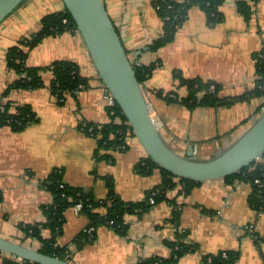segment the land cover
Instances as JSON below:
<instances>
[{
    "label": "crops",
    "instance_id": "obj_1",
    "mask_svg": "<svg viewBox=\"0 0 264 264\" xmlns=\"http://www.w3.org/2000/svg\"><path fill=\"white\" fill-rule=\"evenodd\" d=\"M237 1L224 0L219 8L222 19L213 25L207 23L199 7H190L174 39L151 50L150 44L162 32L154 0H103L131 62L155 64L142 87L163 138L180 153L191 150L198 158L215 156L251 125L264 105V96H252L231 105L189 109L158 93L186 95L185 87H179L173 77L174 70L187 78L214 81L220 85L221 98L242 96L255 88L256 57L264 51V0L253 3L248 19L239 12ZM64 9L62 0H24L0 22V96L16 78L6 67L7 48L36 32L43 15ZM20 22L22 29L17 28ZM57 60L75 62L88 79L87 87L66 94L60 103L48 86L51 72L46 71L42 74L45 86L11 90L4 97L13 105H29L37 120L20 131L0 126V236L35 248L39 242L26 237L21 225L45 220L41 206L52 201V194L42 181L53 170H62L64 183L81 187L97 199L106 195L107 176L120 197L133 202H144L146 193L161 182L158 168L148 175L135 171L136 163L146 156L135 137L127 139L125 151L107 160L98 156L96 139L79 129L81 121L101 124L112 118L104 85L76 29L43 37L29 52L27 64L43 67ZM180 188H169L164 198L148 209L126 215L125 235L103 225L97 228L94 241L81 249L72 239L89 220L74 207L68 208L58 238L70 251L67 260L75 264H135L146 256L168 257V242L180 231L186 233L184 241L195 248L176 264H204L203 256L220 251L237 253L235 264H264V210L249 204L250 184L224 177L202 181L187 194ZM175 211L179 217L173 223ZM250 224L253 232L245 229ZM42 235L48 237L49 231L42 230ZM8 255L0 252V264Z\"/></svg>",
    "mask_w": 264,
    "mask_h": 264
},
{
    "label": "trees",
    "instance_id": "obj_2",
    "mask_svg": "<svg viewBox=\"0 0 264 264\" xmlns=\"http://www.w3.org/2000/svg\"><path fill=\"white\" fill-rule=\"evenodd\" d=\"M223 1L154 0L155 10L162 21V32L150 44V49L156 50L174 39L177 29L185 21L188 10L192 6H197L204 12L209 25L219 22L222 19V13L219 8ZM255 1L257 0L237 1L238 10L245 19L249 18ZM64 19H66V22H63ZM75 29V24L66 9L54 11L42 16L41 26L36 32L21 37L7 48L5 53L6 67L15 72L16 78L5 87L0 96V126H9L14 131H20L37 120L36 113L29 105H13L11 101H5L4 97L11 90H32L45 86L42 74L46 71L51 72L48 86L60 103L64 101L66 94L87 87L88 79L80 74L79 67L75 62L57 60L43 67L27 64L29 52L43 37ZM134 67L137 80L143 86L151 75L155 64H134ZM256 73L258 79L255 88L242 96L221 98L218 95L219 84L214 81H204L199 77H184L179 70L173 71V77L178 82L179 87H185L186 95L179 97L176 91L158 93L168 102H178L189 109L197 106L231 105L247 97L264 96V89L261 88V86H264V60L256 61ZM211 85L214 87L212 91L209 90ZM110 108L108 107V111ZM111 109H113L114 113L110 115L112 121L109 123L99 124L81 121L79 124V129L96 139L98 156L107 160L111 159L112 151H125L128 148L127 138L134 137L118 105L115 103ZM115 117H118L119 121L115 122ZM156 168L161 172V182L146 193L144 202L123 200L116 192L110 176L105 178L107 188L105 197L97 199L93 193L87 192L81 187L64 183L62 170L55 169L42 181L43 186L52 194V201L41 206L45 220L38 223L22 224L21 228L26 237L33 238L39 242V247L37 248L40 252L61 259H68L70 253L66 246H61L58 243V238L62 234L65 222L64 212L77 204H80L79 212L84 214L89 220L86 228L72 239V243L77 249L92 243L96 238L97 228L103 225L111 227L120 235H125L127 230L125 216L148 209L150 206L149 197L154 192L155 202H157L164 198V193L169 188L180 185V192L187 194L194 186L200 183L186 178L175 177L166 169L160 168L147 156L139 159L135 165V171L143 175L150 174ZM225 178L237 179L250 184L249 204L256 210H264V162L261 159L252 162L251 165ZM1 199L2 194L0 191V201ZM178 217L179 214L175 211L172 222L176 223ZM90 228L91 230H89ZM44 229L49 231L48 237L42 235V230ZM185 236V232H176L175 238L168 242L171 247V254L168 257L146 256L137 260L135 264H176L177 260L185 252L195 248L194 245H188L184 241ZM237 257L238 254L235 252L220 251L216 254L203 256V263L235 264ZM3 264L37 263L18 260L16 257L8 255L3 257Z\"/></svg>",
    "mask_w": 264,
    "mask_h": 264
},
{
    "label": "water",
    "instance_id": "obj_3",
    "mask_svg": "<svg viewBox=\"0 0 264 264\" xmlns=\"http://www.w3.org/2000/svg\"><path fill=\"white\" fill-rule=\"evenodd\" d=\"M24 0H0V22ZM80 34L98 78L125 116L134 137L160 168L175 177L198 182L224 178L258 160L264 151V108L251 125L228 147L210 158L180 153L163 138L151 116V105L138 82L134 64L128 57L103 0H62ZM0 251L37 264H75L42 253L38 248L0 236Z\"/></svg>",
    "mask_w": 264,
    "mask_h": 264
},
{
    "label": "built area",
    "instance_id": "obj_4",
    "mask_svg": "<svg viewBox=\"0 0 264 264\" xmlns=\"http://www.w3.org/2000/svg\"><path fill=\"white\" fill-rule=\"evenodd\" d=\"M252 9H253V8H252ZM63 22H66V19H64ZM259 60H260V61H261V60H264V51H261V52H259V53L257 54L256 61H259ZM104 88H105V87H104ZM213 88H214V87L211 85V86L209 87V90L212 91ZM261 88L264 89V86H261ZM104 91H105V93H104V99L106 100L107 106L112 108V106L115 104V101H114L113 97L107 92L106 88H105ZM111 108H110L109 111H108L110 115H112V114L114 113L113 109H111ZM262 108H264V105H263ZM151 116L155 118V116L153 115V111H152V109H151ZM115 119H116V122L119 121V118H118V117H115L114 120H115ZM155 119H156V118H155ZM156 121H157V120H156ZM128 138H129V137H128ZM128 138H127V139H128ZM259 159H261V160L264 162V151H263V153H262V155H261V157H260ZM259 159H258V160H259ZM256 182H257V180H256ZM154 194H155V192L153 193V195H152L151 197H149V200H148L149 204H154V203H155ZM74 208H75V210L79 211V209H80V204L75 205ZM245 229H246L248 232H253L254 227H253L252 224H250V225H246ZM89 230H91V228H90ZM16 259H18V258H16ZM18 260H21V259H18Z\"/></svg>",
    "mask_w": 264,
    "mask_h": 264
},
{
    "label": "rangeland",
    "instance_id": "obj_5",
    "mask_svg": "<svg viewBox=\"0 0 264 264\" xmlns=\"http://www.w3.org/2000/svg\"><path fill=\"white\" fill-rule=\"evenodd\" d=\"M20 6V5H19ZM18 6V7H19ZM17 28H19V29H22V28H24V26H23V24L20 22L19 24H18V26H17ZM28 34H31V33H28ZM14 42H16V41H14ZM132 139H134V140H136L135 138H132ZM133 140V141H134ZM128 141V140H127ZM116 152H120L119 150H114V151H112L111 153H112V155L114 154V153H116Z\"/></svg>",
    "mask_w": 264,
    "mask_h": 264
}]
</instances>
